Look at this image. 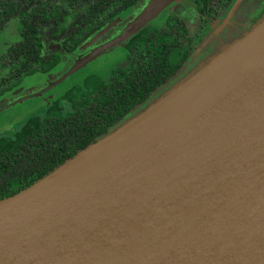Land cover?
<instances>
[{"label":"water","instance_id":"95a60500","mask_svg":"<svg viewBox=\"0 0 264 264\" xmlns=\"http://www.w3.org/2000/svg\"><path fill=\"white\" fill-rule=\"evenodd\" d=\"M0 264H264V12L146 108L0 199Z\"/></svg>","mask_w":264,"mask_h":264},{"label":"trees","instance_id":"16d2710c","mask_svg":"<svg viewBox=\"0 0 264 264\" xmlns=\"http://www.w3.org/2000/svg\"><path fill=\"white\" fill-rule=\"evenodd\" d=\"M232 1L200 2L210 10L215 6L216 11ZM135 2L0 0V28L16 15L19 35L0 56V94L22 76L46 73L59 63V54L43 53L39 24H50L53 36L67 30L60 47L69 53ZM217 13L211 12L210 17ZM200 43L174 14L167 16L162 31L144 25L124 42V66L112 68L105 76H84L57 94L42 116H28L10 134L0 135V199L27 187L146 108L156 89L179 72Z\"/></svg>","mask_w":264,"mask_h":264},{"label":"rangeland","instance_id":"374dc122","mask_svg":"<svg viewBox=\"0 0 264 264\" xmlns=\"http://www.w3.org/2000/svg\"><path fill=\"white\" fill-rule=\"evenodd\" d=\"M158 1L159 0H139L136 4V13L133 20L154 6ZM263 7L264 0H241L238 6H236L233 11L229 13L230 15L227 14L224 17L219 26L215 25L212 27L210 35L206 40L207 42L199 47V52L195 55V57H192L194 59L186 62L176 75L172 76L167 82L157 88L152 94L150 102L156 100L164 94L173 85L190 74L213 54L221 51L227 45H230L233 40L239 38L242 33L248 30L251 24H253L262 15V13L260 15L259 13L263 10ZM42 33L45 35L46 31L42 30ZM16 39V19L13 18L12 20H9V22L6 23L0 30V55L4 52L6 47L15 42ZM57 39L56 41H51L48 36L45 37L44 45L46 48L44 53H55V51L59 53L61 56L59 65L52 72H50V74L45 75L44 73L36 72L30 75L22 76L19 85L16 88L10 90V92L7 91L0 96V106L3 103L8 104L13 100L24 98L34 92H38L41 89L50 87L52 83L49 82L58 78L66 70V68L71 65L73 60L80 56V54H64L57 44ZM120 52L121 47H117L112 52L105 53L92 60L90 64H92L96 70L101 72L106 71L111 64L114 63L113 61H115L117 57H121L122 53ZM117 65H124V61L121 60L118 61V63L116 62L113 67ZM88 71L89 70L85 64L73 72L72 76L65 78L50 91L25 99L23 102H18L15 105L9 106L3 112H0V135L10 134L21 123H23L28 116H42L44 110L57 94L62 93L72 84L80 83V78L86 75ZM66 109H68L67 106L64 107V110Z\"/></svg>","mask_w":264,"mask_h":264},{"label":"flooded vegetation","instance_id":"af4514ba","mask_svg":"<svg viewBox=\"0 0 264 264\" xmlns=\"http://www.w3.org/2000/svg\"><path fill=\"white\" fill-rule=\"evenodd\" d=\"M38 1V0H37ZM54 1V0H53ZM201 0H171L167 5H165L162 9H160V11L152 18L150 19L145 25H151L153 27H155L156 29H158L159 31H162L164 29V22H165V19L167 18L168 15H177L178 17H180L182 19V23L185 27V29L189 32V33H193V34H196L198 39L201 41V45H204V43H206L207 41V38L208 36L210 35V31L212 29L213 26H219L220 25V22L224 19V17L231 13L233 11V9L238 6V4L241 2V0L238 1V3L236 4V6H233L235 0L232 1V3L228 6V7H220L218 8L216 11H214L215 9V6L213 7V9L210 10V8L208 6L206 7H203L201 2ZM139 2V0H136V2L128 9L126 10L121 16H118L116 18H113L111 20H109L108 22H106V24L104 26H102L101 28H99L92 36H90L86 41H84L82 44H78L76 46V48L71 51V52H65L61 49L60 47V41L62 39V37L65 36L66 34V31H62L59 35L57 36H53L50 34V31H51V25L48 24V23H41L39 24V28H40V37H41V41H42V44H43V53L45 52V45H44V42H45V37L48 36V38L53 41L57 38V44L60 48V50L65 54H71V55H78L80 54L79 57H76L73 62L75 60H77L78 58L80 57H83L85 54L89 53L90 51L94 50L95 48H97L98 46H101L107 42H109L111 39H113L114 37H116L122 30L123 28L133 20V17L136 13V4ZM264 8V7H263ZM264 10H261V12L259 13V15L261 13H263ZM211 12H213L214 14L217 13L216 16H213V17H210V14ZM230 15V14H229ZM13 18L16 19V33H17V39L15 42L9 44L6 49L12 45V44H15L18 39H19V35H18V32H17V22H18V19H17V16L16 15H13L11 17V19L9 20H12ZM9 20L6 22L8 23ZM115 21V22H114ZM110 22H114L113 25H111L102 35H100L98 38H96L94 41L88 43V41L98 32L100 31L101 29H103L107 24H109ZM4 23L2 25V27L6 24ZM144 26V25H143ZM142 26V27H143ZM2 27L0 28V30L2 29ZM42 30L43 31H46L45 35H43L42 33ZM139 30V29H138ZM6 49L4 50V52L1 54L3 55L6 51ZM199 52V47L198 49L194 50V53L192 54V56L190 57V60H193L194 58L192 57H195V55ZM55 53H57L55 51ZM122 55L121 57H117L115 61H113L114 63L111 64V66L106 70V71H99V70H96L94 69V66L92 64H90V62H87L86 63V66L88 68V72L86 75L90 74V73H97V74H103L104 76L114 67H122L126 64L127 60H126V50L123 47H121V52ZM46 55H51V54H54V53H49V52H46L44 53ZM59 54V53H57ZM0 55V56H1ZM60 56V54H59ZM123 60L124 61V65L122 66H114L113 65L118 61H121ZM60 61H61V56H60ZM59 61V62H60ZM187 61V62H188ZM73 62L71 63V65L73 64ZM59 65V63L50 71L44 73L45 75L46 74H50V72H52L57 66ZM70 65V66H71ZM69 66V67H70ZM67 67V68H69ZM66 68V69H67ZM91 69V70H90ZM84 75V76H86ZM72 76V74L70 75ZM83 76V77H84ZM82 77V78H83ZM82 78H80V81L82 80ZM54 81V80H53ZM53 81L49 82V83H52ZM19 85V83L17 85H15L14 87H12L11 89L7 90L10 92V90L16 88L17 86ZM73 85V84H72ZM71 85V86H72ZM57 85H54V86H50L48 87L45 91H43L42 93H46V91H50L51 89H53L54 87H56ZM42 90V89H41ZM7 91H4L2 94H4L5 92ZM40 91V90H39ZM57 92V91H55ZM35 93V92H34ZM41 93V94H42ZM0 94V96L2 95ZM28 99V98H27ZM25 100V99H24ZM23 100V101H24ZM14 101V100H13ZM22 101V102H23ZM12 102V101H11ZM18 103V102H17ZM5 104V103H3ZM2 104V105H3ZM9 104V103H8ZM8 104H5V105H1L0 106V112H3L6 108H8ZM16 104V103H15ZM13 104V105H15ZM12 106V105H10Z\"/></svg>","mask_w":264,"mask_h":264},{"label":"crops","instance_id":"0c3cea01","mask_svg":"<svg viewBox=\"0 0 264 264\" xmlns=\"http://www.w3.org/2000/svg\"><path fill=\"white\" fill-rule=\"evenodd\" d=\"M263 10H264V8H263ZM264 12V11H263Z\"/></svg>","mask_w":264,"mask_h":264}]
</instances>
